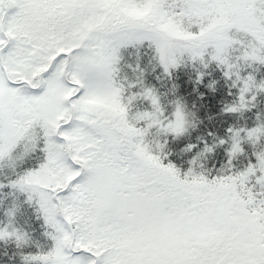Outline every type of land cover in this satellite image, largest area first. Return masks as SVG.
Segmentation results:
<instances>
[{"label":"snow or ice","instance_id":"1","mask_svg":"<svg viewBox=\"0 0 264 264\" xmlns=\"http://www.w3.org/2000/svg\"><path fill=\"white\" fill-rule=\"evenodd\" d=\"M0 264H264V0H0Z\"/></svg>","mask_w":264,"mask_h":264}]
</instances>
